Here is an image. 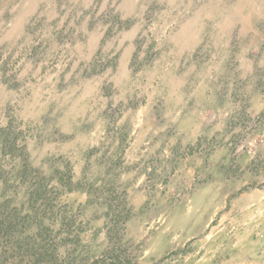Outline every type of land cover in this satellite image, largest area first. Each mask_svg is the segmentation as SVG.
I'll use <instances>...</instances> for the list:
<instances>
[{"label":"rangeland","instance_id":"1","mask_svg":"<svg viewBox=\"0 0 264 264\" xmlns=\"http://www.w3.org/2000/svg\"><path fill=\"white\" fill-rule=\"evenodd\" d=\"M0 264H264V0H0Z\"/></svg>","mask_w":264,"mask_h":264}]
</instances>
